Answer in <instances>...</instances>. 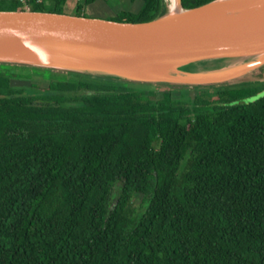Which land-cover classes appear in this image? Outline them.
Returning a JSON list of instances; mask_svg holds the SVG:
<instances>
[{
  "label": "trees",
  "instance_id": "obj_1",
  "mask_svg": "<svg viewBox=\"0 0 264 264\" xmlns=\"http://www.w3.org/2000/svg\"><path fill=\"white\" fill-rule=\"evenodd\" d=\"M116 2L118 22L165 10ZM44 5L27 0L61 13ZM33 78L47 86L10 84ZM149 88L0 64V264H264V96L244 101L259 88Z\"/></svg>",
  "mask_w": 264,
  "mask_h": 264
},
{
  "label": "water",
  "instance_id": "obj_2",
  "mask_svg": "<svg viewBox=\"0 0 264 264\" xmlns=\"http://www.w3.org/2000/svg\"><path fill=\"white\" fill-rule=\"evenodd\" d=\"M140 23L0 10V64L179 90L264 82V0H212Z\"/></svg>",
  "mask_w": 264,
  "mask_h": 264
},
{
  "label": "rangeland",
  "instance_id": "obj_3",
  "mask_svg": "<svg viewBox=\"0 0 264 264\" xmlns=\"http://www.w3.org/2000/svg\"><path fill=\"white\" fill-rule=\"evenodd\" d=\"M116 1H118V0H97L93 4L88 6L85 10H82L80 12H78L77 10H75L73 8H61V7H55V6H49V5H44V7L47 10L60 11L61 13L68 14V15H77L79 13L80 15H83V16L89 17V18H99V19L110 20V19H116L117 18L118 7L116 5V3H117ZM55 13H57V12H55ZM254 74L257 78H259V76H264V73L261 70L257 71ZM10 84L14 88H29L31 86V84H37L39 87L45 88L47 86V81H44L40 78L12 79ZM251 86L259 88V91L256 94H254L253 96L245 98L244 99L245 102H251V101H254V100L264 96V82L254 83ZM132 87H135L137 89L146 90V91L150 89L149 86H146V85H134V84H132ZM166 90H168V89H166L165 87H158V93H162L163 91H166ZM206 90H208V89H204V88H201L198 90L189 89L188 91H190V93H189L187 99L186 100L183 99V100L185 102H187L188 100H193V96L198 94L199 91L203 92ZM180 91L181 90H179V89H173V91H171L172 97L175 99L182 100V93ZM113 194L114 195L116 194V190L114 191ZM141 198H142L141 195H135V197L133 199L134 206H136L140 210H142V207H143Z\"/></svg>",
  "mask_w": 264,
  "mask_h": 264
},
{
  "label": "crops",
  "instance_id": "obj_4",
  "mask_svg": "<svg viewBox=\"0 0 264 264\" xmlns=\"http://www.w3.org/2000/svg\"><path fill=\"white\" fill-rule=\"evenodd\" d=\"M44 2L45 5L53 6L55 3V0H41ZM81 0H66L64 3V8H73L75 9L78 4H80ZM88 6L86 5L83 7V10H85Z\"/></svg>",
  "mask_w": 264,
  "mask_h": 264
},
{
  "label": "bare ground",
  "instance_id": "obj_5",
  "mask_svg": "<svg viewBox=\"0 0 264 264\" xmlns=\"http://www.w3.org/2000/svg\"><path fill=\"white\" fill-rule=\"evenodd\" d=\"M166 1V4H167V8L170 12H173L175 11V1L174 0H165Z\"/></svg>",
  "mask_w": 264,
  "mask_h": 264
},
{
  "label": "built area",
  "instance_id": "obj_6",
  "mask_svg": "<svg viewBox=\"0 0 264 264\" xmlns=\"http://www.w3.org/2000/svg\"><path fill=\"white\" fill-rule=\"evenodd\" d=\"M20 2H22L25 5V8L28 9L27 7V0H19Z\"/></svg>",
  "mask_w": 264,
  "mask_h": 264
}]
</instances>
